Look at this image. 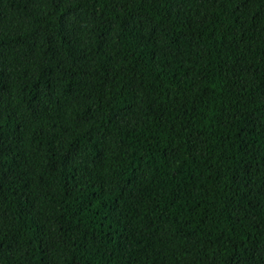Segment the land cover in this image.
Instances as JSON below:
<instances>
[{
	"label": "trees",
	"instance_id": "16d2710c",
	"mask_svg": "<svg viewBox=\"0 0 264 264\" xmlns=\"http://www.w3.org/2000/svg\"><path fill=\"white\" fill-rule=\"evenodd\" d=\"M0 264H264V0H0Z\"/></svg>",
	"mask_w": 264,
	"mask_h": 264
}]
</instances>
